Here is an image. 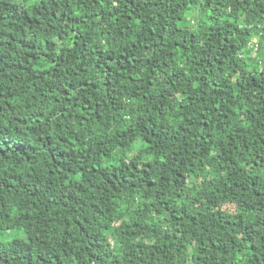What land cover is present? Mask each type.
Returning a JSON list of instances; mask_svg holds the SVG:
<instances>
[{"label":"trees","instance_id":"16d2710c","mask_svg":"<svg viewBox=\"0 0 264 264\" xmlns=\"http://www.w3.org/2000/svg\"><path fill=\"white\" fill-rule=\"evenodd\" d=\"M0 264H264V0H0Z\"/></svg>","mask_w":264,"mask_h":264},{"label":"built area","instance_id":"2783aa9c","mask_svg":"<svg viewBox=\"0 0 264 264\" xmlns=\"http://www.w3.org/2000/svg\"><path fill=\"white\" fill-rule=\"evenodd\" d=\"M249 47L252 49V51H255L257 49V45L255 43L249 44Z\"/></svg>","mask_w":264,"mask_h":264},{"label":"rangeland","instance_id":"374dc122","mask_svg":"<svg viewBox=\"0 0 264 264\" xmlns=\"http://www.w3.org/2000/svg\"><path fill=\"white\" fill-rule=\"evenodd\" d=\"M253 42H251L250 43V45L252 44ZM14 234H10V235H8V237L10 238V237H12Z\"/></svg>","mask_w":264,"mask_h":264},{"label":"clouds","instance_id":"9594fccd","mask_svg":"<svg viewBox=\"0 0 264 264\" xmlns=\"http://www.w3.org/2000/svg\"><path fill=\"white\" fill-rule=\"evenodd\" d=\"M253 42V41H252ZM251 43V41L250 42H248V46H249V44ZM253 43H255V42H253ZM256 44V43H255ZM250 48V47H249Z\"/></svg>","mask_w":264,"mask_h":264}]
</instances>
